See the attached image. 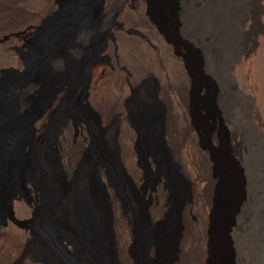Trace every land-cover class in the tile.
Listing matches in <instances>:
<instances>
[{
    "label": "bare ground",
    "instance_id": "6f19581e",
    "mask_svg": "<svg viewBox=\"0 0 264 264\" xmlns=\"http://www.w3.org/2000/svg\"><path fill=\"white\" fill-rule=\"evenodd\" d=\"M64 1L16 0L11 6L18 11L29 9V19L23 22L29 27L37 25L36 32L42 29L40 47L35 52L37 61L32 68L36 77L53 79L54 73L65 68L63 57L68 55L67 50L77 54L79 46L90 39L87 20L91 11L82 10L90 0L83 1V8L79 5L77 10ZM155 9L170 16L171 30L163 25ZM92 14L100 19L104 40L100 52L107 58L103 56L87 65L88 81L82 88L84 105L90 103L96 108L98 120L104 126L115 118L121 119L120 160L148 199L147 219L151 226L163 229L172 205L164 175L151 187L143 183L144 167L137 150L143 133L127 105V99L135 90L144 89L152 82L158 85V97L167 108L162 120L166 155L179 165L182 177L192 182L193 189L188 198L175 205L173 229L170 232L159 230V237L142 255L135 252L139 236L133 218L113 190L110 196L114 219L108 207L90 189V205L94 212L101 214L100 233L92 216L82 214L76 222L83 231L82 240L67 234L63 241L72 251H82V264L97 262L95 250L100 243L106 264H210L213 254L215 257L230 254L229 233L235 234L240 229L234 219L244 199L240 171L236 165L232 168L230 182L225 186V204L218 209L214 198L218 174L211 148L198 139L199 127L194 118L201 109L200 92L210 90L215 79L222 91L218 94L212 91L209 106L212 109H204L210 112L211 127L220 123L219 110L224 113L218 110V105L225 110L242 100L243 116L252 121L264 138V0H97ZM51 15L57 17L46 24ZM13 31L10 27L0 30V52L11 55ZM179 38L185 42V49L192 48L191 59L180 48ZM135 43L141 45L139 50L133 48ZM126 50L128 57H125ZM11 60L6 66L11 65ZM32 62L30 58L23 60L21 70L30 72ZM2 66L0 60V68ZM2 73L3 70L0 75ZM28 82L24 86L0 85V208L6 214V220L0 225V264H50L46 258L32 253L31 247L38 246L39 241L31 232L20 230L18 219L23 218V213L25 218L35 214V208L21 199L27 185L35 192L39 179L49 180V163L37 146L36 133L43 134L47 120L67 90H53L31 114L24 110L25 98L40 90V81ZM249 102L254 106L251 111ZM74 133L71 120L63 123L56 142L62 154L54 153L62 156L70 182L78 161L69 157L65 149ZM99 155L105 158V154ZM146 162L155 167L152 156ZM97 168L103 182L111 186L106 165L102 162ZM64 203L72 207L71 194H67ZM62 212L55 207L49 216L58 218Z\"/></svg>",
    "mask_w": 264,
    "mask_h": 264
},
{
    "label": "rangeland",
    "instance_id": "374dc122",
    "mask_svg": "<svg viewBox=\"0 0 264 264\" xmlns=\"http://www.w3.org/2000/svg\"><path fill=\"white\" fill-rule=\"evenodd\" d=\"M0 1V30L2 27L3 29H7V27L14 28V35L10 42L11 55L0 52V60L3 66L5 64L4 67L0 68V71L3 70L0 75V85L3 83L24 86L29 83V80L30 82L33 80L40 81V90L27 96V99L25 98L27 101L24 110L31 114L49 98L53 90H67L66 96L55 107L54 113L47 120L43 134L39 136L36 133L37 146L41 155L49 163V180L39 179L35 184V192H32L31 187L27 185V192L21 198L28 206L35 208V214L32 217L25 218L26 214L23 213V218L18 219L21 225L20 230L31 232L33 238L39 241L38 246L31 247L32 253L36 257L46 258L50 264H82L80 260L82 251L80 249L72 251L63 239L68 234L74 239L80 238L82 240L83 231L76 223L82 214L92 216L96 224V230L100 233L101 214L94 212L90 205L91 189L97 199L102 200L104 205L108 207L112 220L114 219V211L110 190L115 191L120 202L128 208V212L133 218L139 236L135 252L142 255L148 245L159 237V230L162 227L160 229L154 228L149 223L146 209L148 199L136 187L120 160V154H122L120 144L121 119L115 118L111 124L104 126L98 120L99 113L95 110L96 108L92 107L90 103V106L84 105L83 101L82 88L88 81L87 65L104 56V53L101 54L100 52L104 45V40L101 37L100 19L92 14L97 0H90L85 8L81 4L86 0L64 1V4L71 8L76 6L75 10L79 5L83 8H80L82 10L90 9L91 16L87 20L90 39L79 46L77 54L67 50L68 55L63 57L65 68L58 73H54L55 77L53 79H47L43 76L36 77L32 69L37 61L35 52L40 47L41 40L39 36L42 29L36 32L35 27L37 25L33 24L29 27L26 22H23L29 19L31 11L26 7V9H20L22 10H19L20 12L11 8L16 0ZM154 11L159 15L158 17L163 25L171 30L173 26H170V16L166 13L160 14L157 9ZM56 17L55 15L50 17L45 23L48 24ZM12 20L13 22H11ZM19 20L23 23L21 24ZM26 26L29 28H26ZM177 42L180 48H183L188 59H191L193 55L192 48L186 47L187 49H185V42L182 38H179ZM133 48L139 50L141 45L135 43ZM128 54L126 50L125 57H128ZM28 57L33 60L30 72L20 68L21 62L28 60ZM10 58H12V63L6 66ZM104 58L107 57L104 56ZM106 62L109 63L110 60L107 59ZM212 80L214 83H211V91L208 89V92H200L199 104L201 109L198 114L196 113L194 121L199 127V141L211 148L216 174H218L219 181L214 193L215 201H217L216 206L220 209L219 207L225 204V186L230 182L231 171L235 165L240 171L244 199L242 206L239 208V216L237 215L238 217L236 216L234 219L235 225L238 224L240 229L235 234L229 233L231 253L216 257L213 254L210 264H264V138L252 121L243 116L242 109L244 105L242 100L225 109L227 113L218 105V110L222 109L224 113L219 110L220 123L211 127L208 114L210 112H204V109L207 108V111L212 109L209 107L213 98L211 92L218 94L222 91L219 83L215 79ZM161 102L158 97V85L154 82L144 89L135 90L127 99V105H129L133 120L143 133V139H141L137 148L140 164L144 167H142L143 183L145 186L151 187L157 183L161 176L166 177L172 206L168 220L163 225L162 230L170 232L175 225V205L188 198L193 188L192 182L188 178L182 177L179 165L177 166V163L175 165L166 155L168 152L162 135V120L167 108ZM249 105L250 111L253 110V104L249 102ZM67 120L72 121L75 133L67 142L65 151L69 157L78 161L75 176L71 182L67 179L62 156L58 155L62 153L56 143L58 142L59 128ZM168 147L170 149L169 145ZM55 152L58 154H54ZM99 154H105V158H101ZM149 156H152L155 160V167L146 162ZM102 162L106 165L109 174L111 182L109 187L103 182L98 172L97 167ZM62 193L64 195L60 202ZM67 194H71L73 197L72 207L70 205V207L66 206L64 203ZM55 207L62 209V215L58 218H51L49 213ZM4 211L3 208H0V225L6 220ZM215 224L216 220L213 226ZM112 229L117 253L116 233L114 227ZM212 250L215 251V244L212 245ZM95 256L97 260L95 264H106L102 243L96 247Z\"/></svg>",
    "mask_w": 264,
    "mask_h": 264
}]
</instances>
